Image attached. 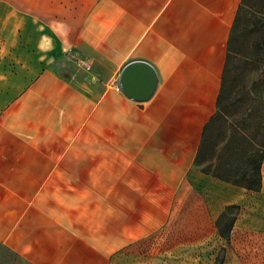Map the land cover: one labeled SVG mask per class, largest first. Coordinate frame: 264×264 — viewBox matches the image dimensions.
Here are the masks:
<instances>
[{
  "label": "crops",
  "instance_id": "0c3cea01",
  "mask_svg": "<svg viewBox=\"0 0 264 264\" xmlns=\"http://www.w3.org/2000/svg\"><path fill=\"white\" fill-rule=\"evenodd\" d=\"M240 2L0 0V264H213L264 236V156L259 190L196 164Z\"/></svg>",
  "mask_w": 264,
  "mask_h": 264
},
{
  "label": "trees",
  "instance_id": "16d2710c",
  "mask_svg": "<svg viewBox=\"0 0 264 264\" xmlns=\"http://www.w3.org/2000/svg\"><path fill=\"white\" fill-rule=\"evenodd\" d=\"M251 0H241L237 9L234 22L232 24L230 37L227 45L226 61L223 69L222 83L220 92L216 102V111L212 117L208 120L204 127L203 137L200 144L199 152L196 157V164H200L202 160L207 161L201 170L211 175L224 179L233 184H238L250 190H259L261 183L260 167L264 156V151L260 155L259 159H255L256 152L251 146L254 144L253 135L247 130L249 124L246 122L249 118H253V110L255 111V102L264 99L263 91H256L251 99L253 103H250L248 107L242 112V117L236 120L234 116L229 112V108L233 104V96L229 94V88L233 85L232 72H236V66L233 65V60L241 58L244 66L249 65L252 69L263 68L264 69V12L261 13V17L258 19L259 25L263 30L259 41L253 44L254 52L244 54L239 49L240 40L243 38L242 14L246 7H249ZM237 75V74H236ZM236 77V76H235ZM232 78V80H231ZM231 80V81H230ZM255 80L264 85V73L258 74ZM264 115V114H263ZM221 131L218 128L221 125H225ZM217 130L213 134V132ZM247 142L248 145V159L252 166L246 169L241 174V177H235L233 179L228 178L220 172V168L226 164L225 157L228 151L234 146L236 142ZM264 148V143L261 144ZM214 159V161H212ZM211 168V170H210ZM233 210L232 212H230ZM239 211L238 205H230L219 215L216 220V227L218 235L226 242L229 243L231 228L234 224L236 214ZM222 253L218 254L213 264H223L224 262V248L221 249Z\"/></svg>",
  "mask_w": 264,
  "mask_h": 264
},
{
  "label": "rangeland",
  "instance_id": "374dc122",
  "mask_svg": "<svg viewBox=\"0 0 264 264\" xmlns=\"http://www.w3.org/2000/svg\"><path fill=\"white\" fill-rule=\"evenodd\" d=\"M264 12V0H251L249 7L245 8L242 14L241 25L243 27V38L240 40L239 49L244 54H250L254 52L253 44L259 41L263 30L261 29L258 19L261 17V13ZM241 58L233 60V65L236 66V72H232L233 85L229 88V94L233 96V104L229 108L236 118V120L242 117V112L252 102L253 94L256 91L264 92V85L255 80L261 72L264 73L263 68L252 69L249 65L244 66ZM237 74V75H236ZM236 76V77H235ZM232 80V78H231ZM230 80V81H231ZM257 104V105H256ZM255 111L253 110V118H249L246 122L249 124L247 130L253 135L254 144L251 146L255 149V159H259L260 155L264 151L261 144L264 143V99L255 102ZM225 125H221L218 130L222 131ZM217 132L215 130L213 134ZM248 143L236 142L234 146L228 151L225 160L226 164L220 168V172L225 173L228 178L241 177L244 170L249 169L252 164L248 159ZM207 165V161L200 163L198 168L202 169ZM211 170V168H210ZM231 210L230 212H232ZM241 236L233 238L232 249L230 259L223 264H264V236H258L247 233ZM260 237V238H259ZM221 255V254H220ZM226 256V255H225Z\"/></svg>",
  "mask_w": 264,
  "mask_h": 264
},
{
  "label": "water",
  "instance_id": "95a60500",
  "mask_svg": "<svg viewBox=\"0 0 264 264\" xmlns=\"http://www.w3.org/2000/svg\"><path fill=\"white\" fill-rule=\"evenodd\" d=\"M158 77L154 68L146 61L132 60L120 71L119 85L122 93L135 100L145 101L154 93Z\"/></svg>",
  "mask_w": 264,
  "mask_h": 264
}]
</instances>
